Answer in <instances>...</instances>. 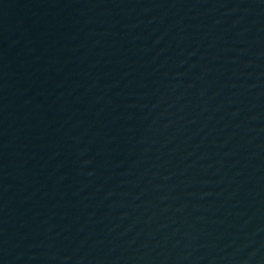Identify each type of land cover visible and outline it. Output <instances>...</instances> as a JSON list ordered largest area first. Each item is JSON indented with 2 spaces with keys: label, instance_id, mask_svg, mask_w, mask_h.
I'll return each instance as SVG.
<instances>
[{
  "label": "water",
  "instance_id": "water-1",
  "mask_svg": "<svg viewBox=\"0 0 264 264\" xmlns=\"http://www.w3.org/2000/svg\"><path fill=\"white\" fill-rule=\"evenodd\" d=\"M0 264H264V0H0Z\"/></svg>",
  "mask_w": 264,
  "mask_h": 264
}]
</instances>
